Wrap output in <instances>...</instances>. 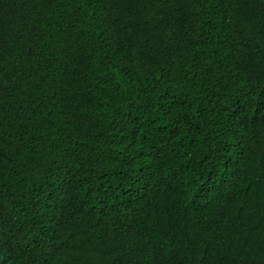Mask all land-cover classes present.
<instances>
[{
	"label": "trees",
	"instance_id": "16d2710c",
	"mask_svg": "<svg viewBox=\"0 0 264 264\" xmlns=\"http://www.w3.org/2000/svg\"><path fill=\"white\" fill-rule=\"evenodd\" d=\"M0 264H264V0H0Z\"/></svg>",
	"mask_w": 264,
	"mask_h": 264
}]
</instances>
